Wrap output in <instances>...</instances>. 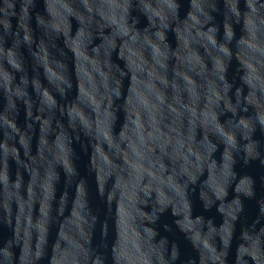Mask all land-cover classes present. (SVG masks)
Returning a JSON list of instances; mask_svg holds the SVG:
<instances>
[{"label": "water", "instance_id": "water-1", "mask_svg": "<svg viewBox=\"0 0 264 264\" xmlns=\"http://www.w3.org/2000/svg\"><path fill=\"white\" fill-rule=\"evenodd\" d=\"M0 264H264V0H0Z\"/></svg>", "mask_w": 264, "mask_h": 264}]
</instances>
